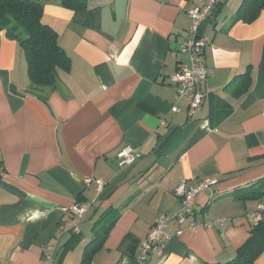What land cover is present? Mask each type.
<instances>
[{"label":"crops","instance_id":"obj_1","mask_svg":"<svg viewBox=\"0 0 264 264\" xmlns=\"http://www.w3.org/2000/svg\"><path fill=\"white\" fill-rule=\"evenodd\" d=\"M37 1L70 65L52 87L30 92L24 53L0 32V264H41L50 246L52 264H79L108 209L120 216L91 264H142L139 242L180 209L174 189L208 179L217 185L196 196L194 216L168 223L162 260L231 261L260 204L233 192L264 177V9L250 24L232 23L241 0H222L199 27L207 79L192 109L169 83L190 63L180 52L191 37L187 0H84L77 11ZM248 67L247 92L226 88ZM126 147L140 159L121 168ZM82 204L89 206L78 221L71 209ZM214 221L223 224L204 227ZM61 228L69 231L57 237ZM253 264H264V253Z\"/></svg>","mask_w":264,"mask_h":264},{"label":"trees","instance_id":"obj_2","mask_svg":"<svg viewBox=\"0 0 264 264\" xmlns=\"http://www.w3.org/2000/svg\"><path fill=\"white\" fill-rule=\"evenodd\" d=\"M61 4L73 11L83 9L84 0H61ZM264 9V0H241L232 17V23L254 22ZM42 3L37 0H0V32L17 40L27 65L30 92L54 85L58 70L67 71L70 59L58 45L56 33L42 23ZM259 69L264 71V43ZM250 68L234 77L226 88L241 96L250 86ZM237 200H257L263 203L264 177L238 188L233 192ZM119 209L106 210L92 229V238L82 248L79 264H91L92 256L101 247L110 227L120 216ZM264 253V213L252 226L250 237L237 250L236 256L223 264H253Z\"/></svg>","mask_w":264,"mask_h":264},{"label":"built area","instance_id":"obj_3","mask_svg":"<svg viewBox=\"0 0 264 264\" xmlns=\"http://www.w3.org/2000/svg\"><path fill=\"white\" fill-rule=\"evenodd\" d=\"M190 4L186 10V15L190 20L189 33L190 39L180 47V52L185 53L189 57V66L179 69L175 74L169 77V83L176 87L177 96L179 98H187L189 106L196 109L200 106L204 99V94L198 89L199 85L206 82L207 71L203 49L207 42L198 36L199 27L207 20L213 19V14L222 0H187ZM175 110V109H174ZM140 159V153L134 151L130 147L124 148L119 155V167L125 168L134 164ZM2 168L0 166V175ZM217 180L208 179L197 183L195 187H188L185 181L179 183L174 189L175 195L180 199V209L173 216H162L154 224L148 236L139 242V262L144 263L148 257L154 256L157 264H164L162 260L163 251L166 248L170 237L167 234L168 223L175 220L178 224H182L187 218L194 216V207L196 196L203 190L215 187ZM102 183H97L98 191H101ZM89 204L76 205L71 209V214L79 221L85 214ZM264 213V203L257 206L256 211L250 215L249 221L253 225L261 220ZM198 223L191 222L190 229H196ZM222 221L207 222L204 227L211 228L222 226ZM69 230L61 228L57 232V237ZM77 233V224L69 231ZM55 249L53 246L46 248V254L41 260V264H52Z\"/></svg>","mask_w":264,"mask_h":264}]
</instances>
